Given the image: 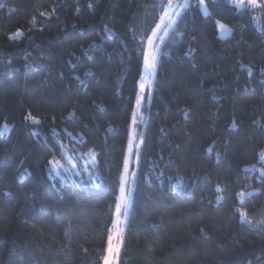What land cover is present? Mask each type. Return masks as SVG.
<instances>
[{
    "label": "trees",
    "instance_id": "1",
    "mask_svg": "<svg viewBox=\"0 0 264 264\" xmlns=\"http://www.w3.org/2000/svg\"><path fill=\"white\" fill-rule=\"evenodd\" d=\"M207 10L162 41L133 127L161 0H0V264H103L117 218L118 264H264V6Z\"/></svg>",
    "mask_w": 264,
    "mask_h": 264
},
{
    "label": "snow or ice",
    "instance_id": "2",
    "mask_svg": "<svg viewBox=\"0 0 264 264\" xmlns=\"http://www.w3.org/2000/svg\"><path fill=\"white\" fill-rule=\"evenodd\" d=\"M205 3V0H200V4L203 6ZM245 3H247L248 5H251L253 9H255L258 5H257V0H235V4L236 7L240 8V7H244ZM161 6L165 7V13L161 15L160 21L161 23L157 25L158 28H161L163 25L166 24V27H163V31L167 32L169 29L174 28L175 22L177 20L176 16H169L167 13V9L168 8H174V0H167V5L165 6L163 4V0H161ZM182 7H187V3L186 0L185 2L181 5ZM206 11V10H205ZM179 15V13L177 14ZM217 25L219 27L220 30L225 31L227 30V26L220 24L219 21H217ZM107 31V29H106ZM230 31V30H229ZM155 32V30H154ZM17 36L22 35V33L20 32V30H17L16 34ZM178 35H180L178 33ZM153 36H149L148 37V43L149 45H152V47L155 50H152V48L149 47H145V50L143 52V72L142 75H144L145 79L139 82V92L137 93V97H136V110L134 112L133 115V127L136 124V113L139 112V108L141 106V103L144 99V94H145V90L147 88V91L149 94H151L152 91V81L147 79L148 77H154L157 71V65H158V59H159V54H160V48L159 45H153ZM189 51H192L191 49ZM187 54V53H186ZM247 67V66H244ZM249 74H251V69L249 68ZM76 80L80 81L81 84L84 83V81L80 80L79 75H76L74 77ZM215 99V97H214ZM26 119H30L34 124H38L39 120L37 119V117L35 116H31L29 115L28 117H26ZM140 121H143L144 117L143 114H140L139 116ZM8 130V125L5 123L3 125H0V135H3L5 132H7ZM133 137H134V132L130 129V133H129V144H128V149H127V153L125 156V165L128 164L129 162V155L135 151L136 155H137V159L139 160V156H140V149H141V144H135L133 142ZM141 143H143V141H141ZM261 160L264 161V151L261 152ZM49 164V168H48V172H49V176H54V175H59V163L58 161L55 160H49L48 162ZM26 174H28V170L25 169L23 172L20 173V177L23 178ZM135 175V173H134ZM162 175V173H161ZM169 181H172L173 178L169 177L168 178ZM262 179H264V176H262ZM121 187L119 189V195L116 197V204H115V208H116V213L117 216H119V214L123 211V212H127L128 207H129V203L131 200V196H132V190L131 188H127L125 187L126 184V180H125V174H122L121 177ZM182 184V180L178 181L177 183H173L172 184V189L176 190L178 187H180ZM219 188V186H217ZM245 195H251V193H239V196L241 199H243V197ZM218 199H222V197H218ZM241 215V219L242 222H247L249 224H251L252 222L250 220H247L246 214L244 212L240 213ZM125 229H122L119 227V221L117 219L113 220V228L109 229V234L107 237V246L105 248V254L103 256V264H118V258H119V254H120V250L123 244V232Z\"/></svg>",
    "mask_w": 264,
    "mask_h": 264
},
{
    "label": "rangeland",
    "instance_id": "3",
    "mask_svg": "<svg viewBox=\"0 0 264 264\" xmlns=\"http://www.w3.org/2000/svg\"><path fill=\"white\" fill-rule=\"evenodd\" d=\"M212 1H213V0H212ZM214 1H215V0H214ZM223 1H226V2L229 3L230 5L236 7L235 0H223ZM184 2H185V0H174V5H175V7H174V8H168V9H167V13H168V15H169V16H176V17H177V20H178L179 16H181V15L184 13V11L187 9L189 3L192 2V0H186L187 7H182V6H181ZM195 2L198 4V7H199V9H200V11H201V14H202L203 16H206V15L208 14V10H207V0H205V3H204L203 6L200 4V0H196ZM257 5H258L257 7H260L261 5L264 6V0H257ZM246 6H250V7H252L251 5H248L247 3H245V6H244V7H246ZM257 7H256V8H257ZM236 8H238V7H236ZM240 8H243V7H240ZM240 8H239V9H240ZM205 10H206V11H205ZM178 13H179V15H177ZM177 20H176V21H177ZM160 23H161V22H160ZM175 23H176V22H175ZM220 24H221V23H220ZM163 27H166V24L163 25L161 28H158V27H157L156 30H155V32H153V34H152V36L154 37L152 43H153V45H159V48L161 47L162 41L167 37V34H168L169 31L171 30V29H169L167 32H165V31H163ZM217 27H218V25H217ZM229 30H230V29L227 28V30L222 31V30H220L219 27H218V32H219V36H220V38H227V37H229L230 34H231V31H229ZM147 47L152 48V50H155V49L152 47V45H149V43L147 44ZM159 59H160V55H159ZM159 59H158V62H159ZM142 72H143V69H142ZM155 75H156V74H155ZM144 79H145V77H144V75H142L140 81H142V80H144ZM147 79H149V80L152 81V87H153V82H154L155 76H154V77H148ZM147 92H148V91H147V88H146V90H145V94H144V99H143V101H142V103H141V106H140V108H139V112L136 113V120L139 119L140 114L143 113V110H144V108H145V106H146V104H147ZM139 120H140V119H139ZM133 123H134V122H133ZM133 152H134V151H133ZM133 152L129 155V162H128V164L125 166V170H124L125 180H126L125 187H126V189H127V188H131L132 192H133V179H134V177H135V175L132 173L133 162H135V158L133 159ZM137 166H138V164L136 163V165H135V174H136V171H137ZM133 168H134V167H133ZM131 178H132V180H131ZM131 183H132V184H131ZM130 202H131V200H130ZM117 220L119 221V227H120V225L122 224V221L119 220L118 218H117Z\"/></svg>",
    "mask_w": 264,
    "mask_h": 264
},
{
    "label": "water",
    "instance_id": "4",
    "mask_svg": "<svg viewBox=\"0 0 264 264\" xmlns=\"http://www.w3.org/2000/svg\"><path fill=\"white\" fill-rule=\"evenodd\" d=\"M196 0H192V2H195Z\"/></svg>",
    "mask_w": 264,
    "mask_h": 264
}]
</instances>
